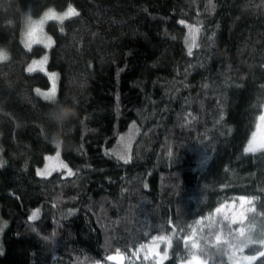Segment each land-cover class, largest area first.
<instances>
[{
	"label": "trees",
	"instance_id": "1",
	"mask_svg": "<svg viewBox=\"0 0 264 264\" xmlns=\"http://www.w3.org/2000/svg\"><path fill=\"white\" fill-rule=\"evenodd\" d=\"M69 5L78 16L46 24L51 48L23 47L26 11ZM0 47L12 54L0 62V264H120L106 260L117 249L141 264L133 252L170 235L169 220L183 257L189 226L241 196L245 226L264 227V150L244 151L264 112V0H0ZM45 53L48 71L27 72ZM53 72L52 100L77 114L59 128L35 91ZM54 130L71 175L37 174Z\"/></svg>",
	"mask_w": 264,
	"mask_h": 264
},
{
	"label": "snow or ice",
	"instance_id": "2",
	"mask_svg": "<svg viewBox=\"0 0 264 264\" xmlns=\"http://www.w3.org/2000/svg\"><path fill=\"white\" fill-rule=\"evenodd\" d=\"M48 20H61L62 22L68 18L78 16L79 12L72 5H69L65 11L58 12L54 8L48 9L45 14ZM41 23L40 37L37 44H43L45 48H51L55 41L52 37L45 35L43 32V20ZM180 23H183L181 21ZM190 36L192 43L188 44V54H192V48L197 46L195 44L196 33L199 29L192 28ZM60 32H64V28H60ZM215 35V33H213ZM45 41H48L45 43ZM2 55V53H0ZM49 60L47 53L42 55L39 59H33L27 67V72L32 73L35 69L39 68L46 71V65ZM58 74L53 72L50 74L52 79V86L48 91H42L41 89H35L38 95H42L46 100H52L56 97L57 86L56 79ZM223 118V117H221ZM256 133L252 134V138L248 140L244 151L245 152H257L258 150H264V146L252 148L253 139ZM55 152V156H48L46 159L55 163L45 164L43 170H38V175L49 176L54 171L61 168H68V165L60 160V151ZM127 145H124V154L116 153L119 159H130L126 155ZM7 162L0 159V167H3ZM68 174H72V170L68 168ZM239 208L235 203L229 206L228 204H221L215 209V215L209 214L207 218L201 216L196 221L199 228H190V234H185L181 237L184 242L185 256L181 257L175 252L173 248V237L176 235V225L169 220L167 223L171 227L170 235H155L146 243L139 245V247L133 252V256L143 264L144 261H148L149 264H224V257H227V261L230 264H264V227H261L259 231L256 230V226L253 224H247V212L248 208L245 207V203L248 201V197H239ZM254 211V209H251ZM39 210L33 211L28 217L29 220L34 221L37 219ZM216 217H219L217 219ZM207 220V224L204 221ZM4 226H7V221H4ZM207 229V234H204V229ZM37 231L36 228L32 229ZM3 228L0 227V232ZM148 236V233H145ZM254 236L256 238H254ZM50 237H45L49 239ZM245 249H248L251 254H245ZM2 251V249H0ZM143 255V260L141 256ZM126 255L121 253L119 249L116 250V254L108 255L107 261H119L120 264H124ZM96 264H101V261H96Z\"/></svg>",
	"mask_w": 264,
	"mask_h": 264
},
{
	"label": "clouds",
	"instance_id": "3",
	"mask_svg": "<svg viewBox=\"0 0 264 264\" xmlns=\"http://www.w3.org/2000/svg\"><path fill=\"white\" fill-rule=\"evenodd\" d=\"M51 7L44 9L39 16H34L32 14V11L29 9L25 13V18L30 21V26L25 32H22L20 34V43L23 45V47L29 51H31L34 47V45L37 44V41L41 39L40 37V29H41V21L43 20V32L45 33L46 31V24L49 21L46 17V13L48 12V9ZM59 12V11H58ZM58 23H62L61 20L57 19L54 20ZM9 24L12 23L11 20L8 21ZM51 37L50 35H48ZM53 39V38H52ZM48 41H45L47 43ZM0 62H6L11 59L12 54L9 50L0 47ZM53 101V100H52ZM53 104H55L59 108L58 115L55 118V124L57 128L62 127L64 124H70L73 120L77 118L76 112L71 111V108L76 107L75 105H69L68 106V111H65L63 108L59 107L58 100L53 101ZM257 136L259 139H257ZM51 142L55 144L56 146H59L61 144V139L56 136L55 130L53 131V135L51 137ZM264 146V116L261 117V123H260V131L254 136L253 139V144L250 145V147L255 148V147H261Z\"/></svg>",
	"mask_w": 264,
	"mask_h": 264
},
{
	"label": "rangeland",
	"instance_id": "4",
	"mask_svg": "<svg viewBox=\"0 0 264 264\" xmlns=\"http://www.w3.org/2000/svg\"><path fill=\"white\" fill-rule=\"evenodd\" d=\"M47 30V29H46ZM45 35H47V31H45ZM48 36V35H47ZM189 37H190V35H189ZM43 45V44H42ZM48 49V48H47ZM30 64V63H29ZM35 70H40L39 68H37V69H35ZM34 70V71H35ZM46 71H48V69H47V66H46ZM51 74V73H50ZM262 116H264V112H263V115ZM261 116V117H262ZM260 123H261V118L259 119V121H258V124H257V127H256V129H255V133L257 134V133H259V131H260ZM136 133H137V129H136V126L135 125H132V126H130V128L128 129V131L126 132V133H124L123 135H121V137H120V140H119V142H118V144H119V148H118V151L120 152V153H122V152H124V145H127V152L129 153L131 150H130V148L132 147V144H133V142H134V140H135V137H136ZM257 139H259V137L257 136ZM60 151V150H59ZM130 154V153H129ZM49 156H55V153L54 154H51V155H49ZM48 157V156H47ZM60 160H62V158H61V154H60ZM63 161V160H62ZM64 162V161H63ZM49 163H55V161H52V162H50V161H48L47 159H46V161H45V164H49ZM45 164L42 166V167H40L38 170H43L44 169V167H45ZM68 168H70L69 166H68ZM68 168H61V169H58L57 171H61V170H65V173L66 174H68ZM71 169V168H70ZM72 170V169H71ZM54 172H56V171H54ZM53 172V173H54ZM249 202V200L245 203V207H246V205H247V203ZM239 203H240V201H239ZM229 206H231V204L229 205ZM239 207V206H238Z\"/></svg>",
	"mask_w": 264,
	"mask_h": 264
}]
</instances>
